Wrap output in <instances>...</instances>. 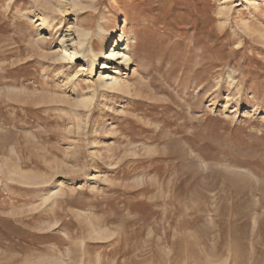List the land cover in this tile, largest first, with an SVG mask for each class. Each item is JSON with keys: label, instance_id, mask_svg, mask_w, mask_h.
<instances>
[{"label": "rangeland", "instance_id": "374dc122", "mask_svg": "<svg viewBox=\"0 0 264 264\" xmlns=\"http://www.w3.org/2000/svg\"><path fill=\"white\" fill-rule=\"evenodd\" d=\"M0 264H264V0H0Z\"/></svg>", "mask_w": 264, "mask_h": 264}, {"label": "bare ground", "instance_id": "6f19581e", "mask_svg": "<svg viewBox=\"0 0 264 264\" xmlns=\"http://www.w3.org/2000/svg\"><path fill=\"white\" fill-rule=\"evenodd\" d=\"M62 9V8H61ZM82 33V32H81ZM87 38V34H83ZM124 34L119 35L114 42L110 45L107 51L104 53L103 60L107 62L102 64V69L109 70L103 75L101 80V85L103 88L111 91H122L125 88L123 81L120 79L119 75L121 71H125L127 66L131 64L132 58L130 52L132 51L131 47L128 46V38L123 36ZM80 36V35H79ZM83 36L82 40H78L79 50L77 51V46L75 48H70L66 45V40L64 37L60 40L61 48L63 53L68 59L73 60L76 57H86V63L90 65L91 72L94 71L97 65V51L95 49L84 48L86 38ZM124 40V41H123ZM73 45V44H72ZM72 47V46H71ZM66 57V58H67ZM101 65V64H100ZM91 102V99L85 98L79 101V104L83 107H86L88 103Z\"/></svg>", "mask_w": 264, "mask_h": 264}]
</instances>
